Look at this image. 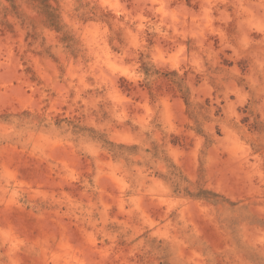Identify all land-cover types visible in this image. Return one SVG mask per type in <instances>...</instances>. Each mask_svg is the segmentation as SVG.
Masks as SVG:
<instances>
[{
  "label": "rangeland",
  "instance_id": "obj_1",
  "mask_svg": "<svg viewBox=\"0 0 264 264\" xmlns=\"http://www.w3.org/2000/svg\"><path fill=\"white\" fill-rule=\"evenodd\" d=\"M0 264H264V0H0Z\"/></svg>",
  "mask_w": 264,
  "mask_h": 264
}]
</instances>
